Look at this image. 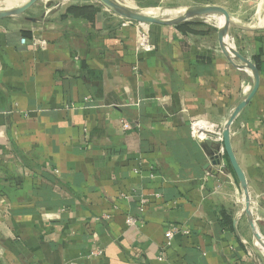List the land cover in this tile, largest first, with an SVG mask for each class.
<instances>
[{
  "label": "crops",
  "instance_id": "crops-1",
  "mask_svg": "<svg viewBox=\"0 0 264 264\" xmlns=\"http://www.w3.org/2000/svg\"><path fill=\"white\" fill-rule=\"evenodd\" d=\"M181 2L237 23L254 0ZM69 6L0 20V264H255L244 244L264 264V32L228 35L259 57L257 92L230 127L256 243L227 157L209 165L190 128L221 130L252 84L222 54L217 18H62ZM174 228L185 233L168 241Z\"/></svg>",
  "mask_w": 264,
  "mask_h": 264
},
{
  "label": "water",
  "instance_id": "water-1",
  "mask_svg": "<svg viewBox=\"0 0 264 264\" xmlns=\"http://www.w3.org/2000/svg\"><path fill=\"white\" fill-rule=\"evenodd\" d=\"M38 0H25L16 6L5 7L0 9V20L11 17L23 16L35 2ZM104 8L111 13L132 22L143 23V24H156V25H165V26H174L185 21L199 18V17H216L218 19V28H219V46L222 54L226 59L237 69H246L252 78V84L249 89L248 94L230 111L227 119L224 122V125L221 129L222 142H208L205 140L201 145L205 150L206 154L209 157V165H219L221 163L222 156H226L229 162L231 169L233 170L239 187L243 193L244 198V208L241 211V214H245L247 217L249 225L252 227L256 243L259 241V233L254 225L253 217L250 211V195L248 191V185L246 177L240 168L234 152L231 147V135L230 127L232 123L236 120L240 112L247 106L251 101L252 97L256 94L259 87V72L251 62L246 60L240 53L235 49L229 46L228 44V35L231 28H241L230 15L223 10L222 8L215 5H195L189 6L176 15L171 16H160L154 14H148L144 11H135L131 7H127L122 3L116 0H96ZM27 20L35 21V18L25 17ZM257 29V28H255ZM238 59L240 63H236L235 60ZM207 165L206 167H208ZM237 237L238 234H237ZM248 249V254L251 260L255 264H259L257 257L255 256L254 249L250 245L244 244ZM257 249H262L260 245H256Z\"/></svg>",
  "mask_w": 264,
  "mask_h": 264
},
{
  "label": "rangeland",
  "instance_id": "rangeland-1",
  "mask_svg": "<svg viewBox=\"0 0 264 264\" xmlns=\"http://www.w3.org/2000/svg\"><path fill=\"white\" fill-rule=\"evenodd\" d=\"M87 1L88 3H91L95 5L98 9L104 8L103 5H101L96 0H38L33 4V6L24 14V16L29 17H35L40 18L43 12L56 10L62 7H67L69 5H78L79 2ZM120 2V0H116ZM133 4L131 7L135 11H150L154 15H160V16H171L176 15L182 11V8L180 6H177V4L182 3L181 0H161L160 3L157 1L153 2H147L146 4L139 3L136 0H129ZM262 0H254L253 7H250L247 11L244 12L242 17L236 20V22L239 25L244 26H251L252 23L257 21L258 12H259V4ZM121 3V2H120ZM20 3L16 4L19 5ZM15 5V6H16ZM7 6V5H6ZM4 0H0V9H3L6 7ZM105 9V8H104ZM108 11V10H106ZM110 12V11H109ZM261 15H263V12H260ZM23 17V16H22ZM20 17V18H22ZM245 19V20H242ZM218 23V19H217ZM256 32H264V28H258L255 29Z\"/></svg>",
  "mask_w": 264,
  "mask_h": 264
},
{
  "label": "built area",
  "instance_id": "built-area-1",
  "mask_svg": "<svg viewBox=\"0 0 264 264\" xmlns=\"http://www.w3.org/2000/svg\"><path fill=\"white\" fill-rule=\"evenodd\" d=\"M21 42L24 43L25 40L24 39H21ZM32 42L34 43V45H38L40 48H44V44L42 41H40V39L38 38H34L32 40ZM130 126L128 123H123V129H129ZM190 128H191V133L198 139V140H207L208 139H212L213 142H222V134H221V130H218L216 132H207L208 128L202 124L201 122H196V121H193L190 125ZM212 133V134H211ZM213 136V137H212ZM221 164V163H220ZM137 222L136 219L134 218H131V217H128L126 219V223L128 225H135ZM185 233V231L183 229H179V228H174L173 230H169V231H166L165 233V237L167 238V240L169 241L170 238L172 237V235H174L175 233ZM101 252L100 251H92L90 253V255L92 256H95L97 254H100Z\"/></svg>",
  "mask_w": 264,
  "mask_h": 264
},
{
  "label": "trees",
  "instance_id": "trees-1",
  "mask_svg": "<svg viewBox=\"0 0 264 264\" xmlns=\"http://www.w3.org/2000/svg\"><path fill=\"white\" fill-rule=\"evenodd\" d=\"M96 10L98 11L99 9L95 5H71L66 9V14L63 15L62 18H66L70 16L71 17L84 16L87 18H92ZM183 25L185 24L181 23L176 26L181 28ZM255 63H256V67L259 68V57L257 58V56L255 59ZM241 248L243 249L244 247Z\"/></svg>",
  "mask_w": 264,
  "mask_h": 264
},
{
  "label": "bare ground",
  "instance_id": "bare-ground-1",
  "mask_svg": "<svg viewBox=\"0 0 264 264\" xmlns=\"http://www.w3.org/2000/svg\"><path fill=\"white\" fill-rule=\"evenodd\" d=\"M25 0H4L5 6L6 7H10V6H15L18 3H22ZM120 2L127 6V7H131L133 4L131 3V1L129 0H120ZM132 8V7H131ZM263 12V15L260 14V12ZM145 13L148 14H152L151 10L150 11H144ZM258 17H257V21L251 24V27H256V28H262L264 27V0H262V2L260 1L259 4V12H258Z\"/></svg>",
  "mask_w": 264,
  "mask_h": 264
}]
</instances>
